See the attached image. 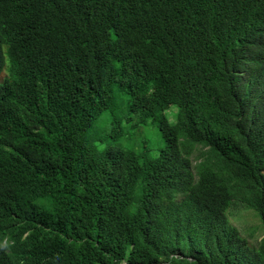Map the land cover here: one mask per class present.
Segmentation results:
<instances>
[{
    "label": "trees",
    "instance_id": "16d2710c",
    "mask_svg": "<svg viewBox=\"0 0 264 264\" xmlns=\"http://www.w3.org/2000/svg\"><path fill=\"white\" fill-rule=\"evenodd\" d=\"M262 41L264 0H0V264H264Z\"/></svg>",
    "mask_w": 264,
    "mask_h": 264
},
{
    "label": "rangeland",
    "instance_id": "374dc122",
    "mask_svg": "<svg viewBox=\"0 0 264 264\" xmlns=\"http://www.w3.org/2000/svg\"><path fill=\"white\" fill-rule=\"evenodd\" d=\"M108 114H103V120L98 123L96 129V134L99 137L110 136L111 134V126L108 125ZM139 135V134H138ZM147 136L148 139L153 143L154 146H158L161 142L159 138H155L158 136L157 129L155 126H151L150 128H145L141 135L137 138L142 139ZM233 215L231 216V222L239 227L242 231H245L247 235V231L253 230L256 227L254 237L249 238L250 241L260 240L264 237V224L260 221L258 215L255 214L254 210L241 208L240 206H234L231 208Z\"/></svg>",
    "mask_w": 264,
    "mask_h": 264
},
{
    "label": "clouds",
    "instance_id": "9594fccd",
    "mask_svg": "<svg viewBox=\"0 0 264 264\" xmlns=\"http://www.w3.org/2000/svg\"><path fill=\"white\" fill-rule=\"evenodd\" d=\"M257 44H260L263 47L253 50L251 55H255V57L251 59V63H249L248 60L242 62L241 67L243 74H245L247 71H254L264 67V41L257 42Z\"/></svg>",
    "mask_w": 264,
    "mask_h": 264
}]
</instances>
